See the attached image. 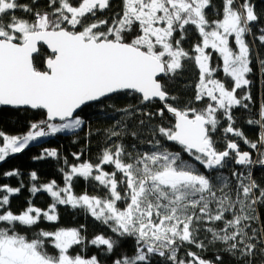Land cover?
<instances>
[{"label": "snow or ice", "instance_id": "snow-or-ice-1", "mask_svg": "<svg viewBox=\"0 0 264 264\" xmlns=\"http://www.w3.org/2000/svg\"><path fill=\"white\" fill-rule=\"evenodd\" d=\"M256 42L264 46L256 0H0V109L43 113L26 134L0 130V163L39 138L78 134L87 106L117 94L136 100L118 110L125 115L95 157L65 158L63 186L30 173L28 191L48 194L47 208L29 200L14 211L23 183L0 184V264H102L89 244L110 264H264V182L253 173L264 167ZM189 68L192 79L170 91ZM236 110L258 128L255 141L236 127ZM47 157L59 153L43 149L35 159ZM81 179L93 192L74 191ZM59 206L111 235L89 240L83 224L60 226ZM42 222L53 227L34 231ZM128 238L132 254L117 255Z\"/></svg>", "mask_w": 264, "mask_h": 264}, {"label": "trees", "instance_id": "trees-1", "mask_svg": "<svg viewBox=\"0 0 264 264\" xmlns=\"http://www.w3.org/2000/svg\"><path fill=\"white\" fill-rule=\"evenodd\" d=\"M258 8H264V3L261 0H256ZM185 47H189V44H185ZM256 51H258L262 56H264V46H260L258 42L254 45ZM191 68L184 73V77L176 81L174 85L170 87V91L180 93L181 86L186 80H191ZM253 95L258 102H264V77H261L257 83L256 87L253 89ZM136 100L131 95L117 94L111 98L104 101L103 104L97 106L95 104L87 106L81 113L83 117L86 118L88 124L87 128L83 130H78V134L65 133L57 134L53 137H48L47 139L40 140L29 145L22 153L12 154L9 158H6L5 162L0 163V174L4 171L18 169L20 175L18 177L11 178H0V184H10L13 187L20 186L23 183V188L19 196H15L11 200V207L14 211H20L27 207L28 201L31 202L42 209L47 208V206L52 202L51 197L44 193H37L35 197L31 196L28 189L33 183L30 180V173L35 171L38 176V181L36 183L43 184L55 180L57 184L63 186L62 168L67 169V165L64 164L65 158L68 160L69 164L76 163L72 153L75 152H85L82 159H88L89 157H95L98 147L104 142L107 135V129L112 127L117 120L121 119L124 113L118 111L128 105H135ZM112 105V107H108ZM154 110V109H153ZM236 127L242 130L245 136L252 141L257 139L258 128L249 126L246 120L249 115L244 110H236ZM43 118L42 112H34L31 110H21L17 111L14 109H0V130H3L6 134L17 135L26 134L29 130L30 121H39ZM91 132L92 135L89 137L87 134ZM220 134H216V138L219 140ZM234 139V137H229ZM90 141V143H88ZM127 143H132L130 138H126ZM242 150H248L243 143H241ZM43 149H56L59 153L58 158L47 157L45 159H35L39 156ZM259 156V152L254 151V158ZM253 173L258 181L264 182V167L259 164L253 166ZM90 193L93 189L89 187L85 181L78 180L74 184V191L78 194L83 193L85 190ZM60 212V226L68 227H79L81 224L86 226L85 235L90 240L96 234L105 233L111 235L109 230L99 222L95 221L90 216L73 210L66 206H59ZM53 226L47 222H42L36 226L34 231L40 228L51 229ZM29 236L33 235V232L24 233ZM134 240L131 238L124 239L120 241V247L117 249V255L120 252H127L132 254L133 252ZM79 249H77L78 251ZM195 250V249H193ZM216 249L210 248L207 252V258H213ZM88 255L99 254V258L102 264H110V259H106L102 251L98 253L95 246L88 245ZM225 264H229V260L225 257Z\"/></svg>", "mask_w": 264, "mask_h": 264}, {"label": "rangeland", "instance_id": "rangeland-1", "mask_svg": "<svg viewBox=\"0 0 264 264\" xmlns=\"http://www.w3.org/2000/svg\"><path fill=\"white\" fill-rule=\"evenodd\" d=\"M77 131H78V130H77ZM65 133H70V132L65 131V132L57 133V134H65ZM57 134H54V135H57ZM54 135H50V136H48V137H53ZM48 137H42V138H39V139L36 140V141L30 142L29 145H31V144H33V143H35V142H38V141H40V140L47 139Z\"/></svg>", "mask_w": 264, "mask_h": 264}]
</instances>
